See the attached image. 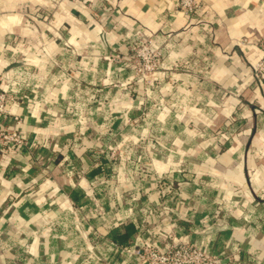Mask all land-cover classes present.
<instances>
[{
    "label": "crops",
    "instance_id": "1",
    "mask_svg": "<svg viewBox=\"0 0 264 264\" xmlns=\"http://www.w3.org/2000/svg\"><path fill=\"white\" fill-rule=\"evenodd\" d=\"M204 1L214 15L200 26L172 13L179 0H0V77L3 89L14 98L10 105L23 120L20 131L27 141L20 151L0 152V264H44L43 256L68 260L89 247L94 249L92 264H109L106 258L125 264L124 254L112 257L110 236L115 229L124 232L129 222L137 230L130 245L152 240L164 245L175 234L208 247L225 259L224 264H264V85L253 86L255 78L247 67L258 59L259 50L249 47L246 60L241 52L234 54L233 63L225 56L239 38H264V0ZM149 36H155L165 50L166 44L175 46L170 62L191 59L198 47L209 59L195 77L186 72L188 68L171 72L173 78L188 80L185 86L191 85L183 96L192 108L190 114H205L208 119L215 115L216 123L224 118L225 122L231 109L240 110V102L229 95L225 108H220L221 93L236 88L249 108L240 113V132L229 138L228 146L218 149L206 144L204 151L190 145L193 139L183 133L177 113L161 114L159 123L162 119L175 125L174 141L182 149L179 157L195 175L183 187L185 193L174 189V198L166 195L164 201L153 182L133 180L124 166L118 173L112 168L117 181L104 187L106 198L100 192L90 199L84 196L83 186L70 183L69 176L74 173L69 159L88 164L89 148L76 157L58 149L74 135L73 120L66 115L78 108L80 96L89 94L95 84L103 81L102 87L107 86L110 75L131 76L128 67L116 68L103 59L106 52L126 55L128 45ZM204 98L212 104L208 106ZM174 100L179 102L177 97ZM193 105L199 112L193 111ZM200 151L207 158L204 162L196 160L203 155ZM157 163L159 171H170L160 158ZM171 177L166 179L170 182ZM65 189H71V194ZM73 205L87 210L77 214ZM85 212L96 214L89 223L83 219L90 224L85 236L91 237L83 246L78 216ZM68 219L67 229L63 224ZM62 241L71 252L62 249ZM237 251L230 263L227 257Z\"/></svg>",
    "mask_w": 264,
    "mask_h": 264
},
{
    "label": "rangeland",
    "instance_id": "2",
    "mask_svg": "<svg viewBox=\"0 0 264 264\" xmlns=\"http://www.w3.org/2000/svg\"><path fill=\"white\" fill-rule=\"evenodd\" d=\"M77 2L85 3L81 1ZM197 2L200 6L193 14L185 13L178 6L172 13L183 14L190 18V20H196L200 26H204V23L214 14L204 0H197ZM235 43V45L233 44L230 47L229 52H225L229 63H233V55L239 52H241L245 60L248 59L249 47L258 46V59L253 64L247 63V67L249 68L250 74L255 78V84L253 86L256 88L264 85V73L255 69V65L264 57V38L253 35L251 37L239 38ZM174 47L173 45L166 44L165 50V48L159 47L155 36H149L136 41L133 45H128L126 55L119 53L117 50L104 54L103 59L105 58L108 62L113 65L115 64L116 68L126 66L132 70V73L128 79L120 77L121 75H110L107 79L109 83L105 87L101 85L103 81L95 84V87L89 90V94H82L80 96L78 108L75 111H69L70 114L66 115L71 121L73 120V127L69 125L73 128L74 135H71V138H68L65 142L63 141L58 149L66 152L65 154L71 151L70 156L73 154L75 157L78 155V152L84 151L86 148H89V151L92 150L91 155L88 157V160H90L89 165L82 164L80 161L76 162L72 158L69 159L71 162V168L69 169H73L70 172H74L73 174L69 173L70 183L74 184L73 186L75 188H79V185H81L89 190L85 184H80L81 179L85 173L86 176H89L90 172L91 176V169L96 164H100L103 161L102 158L111 161L110 166L115 168L117 173L120 170L122 172L124 166L126 168L129 167L130 178L132 177L133 180H137L143 184L148 182L152 183L155 180L158 181L160 176H162L163 181L170 183L171 180L169 182L166 179L169 174L176 184L179 183L183 187L192 183L195 175L189 173L190 171L186 163L181 162L183 160H181L179 155L182 153V149L174 141L176 136H178V132L173 130L175 125L173 122L172 125H166L162 119L161 123H159V117L166 110L177 113V117L181 119L184 125L183 133L191 136L193 139L190 145L194 150L199 151L203 149L204 151L206 144L208 146L211 144L218 149H224L225 146L231 143L229 138H234L240 132L237 127V124L240 123L238 118L240 117L242 119L240 113L248 110L249 105L247 101L244 100L245 102H243L241 100L243 94H241V90L238 88H236L237 90L225 91L224 94L221 93L223 103L221 105L219 103L220 108L221 106L225 108V103L228 102L230 96H233L236 100L238 99V103L240 102L238 107L240 108L238 110L240 112L238 113L236 109H231L227 120L224 122V118L221 124L216 123L217 116L215 115L211 119H208L205 114H190L188 112L192 108L184 103L183 96H185L184 93L189 91H186L185 88L191 89V85L185 86L188 80H184V78L179 76L173 78L171 72H183L184 68H188L186 72H192L193 74L191 76L195 77L194 75L197 76L201 66H207L209 59L199 51L200 47H198L191 59L184 62H170L168 58L174 55ZM81 64L83 69L84 63L81 62ZM64 73H67L66 70H64ZM64 78L68 79L67 77ZM197 79L200 80V78ZM174 80H177V82H174ZM168 88L170 91H167L169 90ZM202 94L204 96L209 95V93ZM175 97L179 99V102L174 100ZM208 99L210 100V98ZM209 100H205L208 106L212 104ZM171 106L175 108H168ZM193 107L195 108L193 111L199 112L200 108H196L195 105ZM65 118L67 119V117ZM201 118L204 119L203 123L200 122ZM99 119H102L101 123H97ZM92 122L96 124H92ZM87 137H90L91 140L88 139L87 143H83V139ZM204 137L206 139L202 141L201 138ZM225 137H228V140ZM184 143L188 144V142ZM153 151H156V154H152ZM198 153L203 154L201 151ZM205 153L209 152L207 151ZM161 154L166 156L161 157ZM159 158L163 161L162 164L171 167L170 171L167 169L159 171V164L157 163ZM206 159L204 154L196 158V160L201 162H204ZM117 173L114 171L115 181H117ZM94 182L93 196L95 195L97 186H100L102 183L96 180ZM117 187L120 188V183ZM183 187L181 190L185 193ZM104 191V188H102L101 194L104 196L103 198H106ZM107 191L108 196H111L112 194L109 188ZM173 191L175 190H172V194L174 193ZM67 192L70 195L71 189L67 190ZM94 198L96 199V197ZM163 198L164 201L167 200L166 196ZM108 201L107 199L104 203ZM84 210L87 209L82 208L74 212L79 214V212H84ZM80 214L78 216L79 222H83V219L92 221L96 213L94 212L93 214L90 212L87 214L85 212ZM91 224L94 223L91 222ZM95 224L97 225V223ZM68 225H71V220L69 219L65 220L63 227L67 226L68 229ZM85 233L84 231L82 232L81 235L84 237L80 240L83 246L88 239H91L90 236L86 238L87 235ZM68 242L70 243V241ZM82 245L78 250L83 248ZM82 252H86V255H82L84 258L80 261L77 260V263L92 264L93 257L91 258L92 254L90 251L88 249H82V251H78V255ZM54 258L49 256L47 264H74L76 262L72 255L67 257L68 260L64 258V260L60 261L61 263L57 259L53 261Z\"/></svg>",
    "mask_w": 264,
    "mask_h": 264
},
{
    "label": "built area",
    "instance_id": "3",
    "mask_svg": "<svg viewBox=\"0 0 264 264\" xmlns=\"http://www.w3.org/2000/svg\"><path fill=\"white\" fill-rule=\"evenodd\" d=\"M73 2L81 1L86 2L87 0H71ZM200 4L197 0H179V9L185 11L187 14H193ZM255 69L264 73V57L262 60L255 65ZM10 103H14L12 95L7 93L3 89L2 79L0 77V152L4 149H16L22 150L26 147L27 141L23 137L20 131V125L23 120L21 117L13 111ZM13 105V104H12ZM86 171V170H84ZM154 187L162 193V196L173 198L172 190L182 189L181 184H176L173 180L170 183L163 181L162 176L159 177L158 181H152ZM80 184H85L89 190L84 188V196L90 198L94 194L93 185L94 180L89 176L85 175L82 177ZM73 211L82 209L76 205H73ZM85 221V220H83ZM87 221V220H86ZM87 222H80L81 229L86 232ZM90 234L93 228L90 227ZM113 247H115V244ZM122 254H124V263L126 264H224V258L218 254L210 251L208 247L192 242L187 238L176 236L172 234L169 241L160 245L157 241H137L133 242L128 247L118 248ZM89 251L93 257L94 249L89 247ZM239 252H234L228 256L227 259L230 263L235 261V256Z\"/></svg>",
    "mask_w": 264,
    "mask_h": 264
},
{
    "label": "trees",
    "instance_id": "4",
    "mask_svg": "<svg viewBox=\"0 0 264 264\" xmlns=\"http://www.w3.org/2000/svg\"><path fill=\"white\" fill-rule=\"evenodd\" d=\"M91 151H89V154L91 155ZM103 161L100 162V164H96V166H94L92 169H91V176L90 178L92 180H96V181H100L101 185L97 186V190H95V193L98 197V194L100 196V192H101V189L106 187V185L108 184L109 181L115 179L114 178V173L112 172V166L111 165V161L109 160H104V158H102ZM93 177V178H92ZM75 200H78L77 198ZM95 224V223H94ZM112 234L110 236L112 242L115 244V247H114V250L111 251V255L112 257L114 256H120L121 255V252L118 248H121V247H128L130 246V242L132 240V238L134 237V233L137 232L136 228H135V225L133 223H128L126 225H124V232H121L120 230L118 229H115V230H112ZM82 239V238H81ZM55 242V240L53 241ZM66 241H62V249H68L66 250L67 252H71V249L70 247L67 246V242L65 244ZM86 252H82L80 255H74V259L75 261L77 262L80 261L81 259H83L84 257L82 255H86L85 254ZM73 256V254H72ZM47 259L48 257L47 256H43L42 257V262H44V264H47ZM107 260H109V264H117V262H115L116 260H114V258H112L111 260L106 258ZM56 260V257L53 259V261ZM52 261V260H51ZM60 262V261H58ZM99 263V262H98ZM100 264H102L100 262Z\"/></svg>",
    "mask_w": 264,
    "mask_h": 264
},
{
    "label": "water",
    "instance_id": "5",
    "mask_svg": "<svg viewBox=\"0 0 264 264\" xmlns=\"http://www.w3.org/2000/svg\"><path fill=\"white\" fill-rule=\"evenodd\" d=\"M219 229H222V228H219Z\"/></svg>",
    "mask_w": 264,
    "mask_h": 264
}]
</instances>
